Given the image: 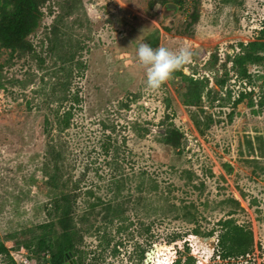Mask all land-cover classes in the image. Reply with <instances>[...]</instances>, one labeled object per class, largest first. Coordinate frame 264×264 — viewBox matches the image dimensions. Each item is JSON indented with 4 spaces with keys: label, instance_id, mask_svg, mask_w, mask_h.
<instances>
[{
    "label": "rangeland",
    "instance_id": "rangeland-1",
    "mask_svg": "<svg viewBox=\"0 0 264 264\" xmlns=\"http://www.w3.org/2000/svg\"><path fill=\"white\" fill-rule=\"evenodd\" d=\"M41 10L31 49L0 53V243L15 264H48L32 251L38 225L75 184L76 264H264V62L244 79L231 61L240 42L260 40L264 0H47ZM142 43L194 56L153 91ZM55 111H69L61 132ZM50 141L63 151L56 187ZM227 220L252 232L247 254L220 256ZM0 264H10L1 251Z\"/></svg>",
    "mask_w": 264,
    "mask_h": 264
},
{
    "label": "trees",
    "instance_id": "trees-1",
    "mask_svg": "<svg viewBox=\"0 0 264 264\" xmlns=\"http://www.w3.org/2000/svg\"><path fill=\"white\" fill-rule=\"evenodd\" d=\"M47 0H0V53L3 47L10 48L14 51L30 50L31 46L26 41V37L32 33L39 24L42 15V6ZM260 40L248 42L239 45L242 49L240 53L232 56V63L237 67L241 78H249L246 65L248 63L264 62V26L259 30ZM230 58V56H228ZM225 66V63L222 64ZM184 78H188L182 74ZM189 82L196 83L193 78H188ZM224 80H220L218 84L224 85ZM245 94L240 92L234 99L233 105H237L242 101ZM63 98L66 95L62 96ZM74 101H78L77 96L73 97ZM252 104V102H251ZM69 111L59 113L55 111V123L59 127V132L68 128ZM47 131V130H46ZM49 133V130H48ZM48 159L52 172H49L48 164H46L45 173L48 175L47 183L51 187L60 185L63 178V151L59 142V147L50 141L48 143ZM48 163V162H47ZM59 182V184H58ZM116 189H119L120 181L115 180ZM78 185L75 184L69 191L63 190L58 196H55L46 206V215L49 220L39 224L38 228L41 233L36 237L35 249L32 250L31 241L26 242L24 247L39 254L49 253L48 264H63L67 252H71L75 248V240L79 237V231L75 228L73 222V212L75 201L77 198ZM60 189V186H59ZM87 195L91 193L86 190ZM92 206L95 204H91ZM225 230L220 234L219 246L221 249L220 256L223 258L230 256H243L247 254L253 244V236L250 230H246L243 226L235 224L230 220L225 222ZM58 226V231L55 227ZM0 251L7 254L10 264H15L10 256L8 249L4 244L0 243ZM143 251L141 253V258ZM172 264H194L191 256H188L184 262L181 259H175Z\"/></svg>",
    "mask_w": 264,
    "mask_h": 264
},
{
    "label": "clouds",
    "instance_id": "clouds-1",
    "mask_svg": "<svg viewBox=\"0 0 264 264\" xmlns=\"http://www.w3.org/2000/svg\"><path fill=\"white\" fill-rule=\"evenodd\" d=\"M193 56L194 52L190 47L170 50L164 46L153 48L148 43H142L136 49L138 62L146 71L147 87L153 91L159 90Z\"/></svg>",
    "mask_w": 264,
    "mask_h": 264
},
{
    "label": "water",
    "instance_id": "water-1",
    "mask_svg": "<svg viewBox=\"0 0 264 264\" xmlns=\"http://www.w3.org/2000/svg\"><path fill=\"white\" fill-rule=\"evenodd\" d=\"M167 6H168L169 8H174V9H175V7H176V6H175L174 4H172V3H168ZM152 252H153V251H150V252L147 253V259H148V260L151 259L150 256H151ZM71 255H72V253L69 251V252L66 253L65 256H66V257H70ZM64 264H75V260L71 258L69 261H66Z\"/></svg>",
    "mask_w": 264,
    "mask_h": 264
},
{
    "label": "bare ground",
    "instance_id": "bare-ground-1",
    "mask_svg": "<svg viewBox=\"0 0 264 264\" xmlns=\"http://www.w3.org/2000/svg\"><path fill=\"white\" fill-rule=\"evenodd\" d=\"M153 258L156 259V258H157V255L153 256ZM156 261H159V259H156ZM150 264H151V263H150ZM152 264H158V262L155 263V260H154V261L152 262ZM163 264H169V259H168V260H165V261L163 262Z\"/></svg>",
    "mask_w": 264,
    "mask_h": 264
},
{
    "label": "flooded vegetation",
    "instance_id": "flooded-vegetation-1",
    "mask_svg": "<svg viewBox=\"0 0 264 264\" xmlns=\"http://www.w3.org/2000/svg\"><path fill=\"white\" fill-rule=\"evenodd\" d=\"M70 259H71L70 257H66V256H65V258H64V263H65L66 261H69ZM64 263H63V264H64ZM75 264H76V262H75Z\"/></svg>",
    "mask_w": 264,
    "mask_h": 264
}]
</instances>
